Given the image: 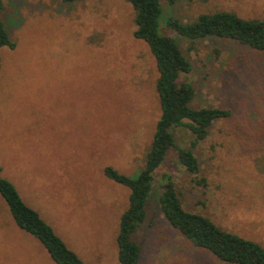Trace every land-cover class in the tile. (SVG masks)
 Wrapping results in <instances>:
<instances>
[{
	"label": "rangeland",
	"instance_id": "374dc122",
	"mask_svg": "<svg viewBox=\"0 0 264 264\" xmlns=\"http://www.w3.org/2000/svg\"><path fill=\"white\" fill-rule=\"evenodd\" d=\"M159 33L191 63L179 83L193 107L231 112L193 145L186 127L177 147L195 155L198 185L169 150L155 175L145 219L132 236L139 264H227L181 236L162 215L159 176L174 179L183 207L264 246V51L231 39H183L169 17L233 12L264 18V0H161ZM125 0H0L13 47L0 48V170L27 206L86 264H119L116 235L129 190L104 175L133 177L143 167L160 116L158 76L148 46L133 36ZM0 264H55L20 229L0 196Z\"/></svg>",
	"mask_w": 264,
	"mask_h": 264
},
{
	"label": "trees",
	"instance_id": "16d2710c",
	"mask_svg": "<svg viewBox=\"0 0 264 264\" xmlns=\"http://www.w3.org/2000/svg\"><path fill=\"white\" fill-rule=\"evenodd\" d=\"M125 1L136 12L133 36L146 43L155 61L158 73L155 91L160 116L145 156L144 167L133 177L121 175L111 167L104 169V175L129 190L128 205L120 215L116 235L118 262L139 264L141 248L133 241L132 236L145 219V204L153 189L155 175L169 150L175 148L177 165L195 183L206 186V179L198 178L200 167L192 151L175 145L173 129L188 128L194 136L193 145H198L208 137L211 126L218 120L229 118L231 112L227 109L196 108L191 105L193 87L178 81L182 73L188 74L191 71V63L173 38L159 33V18L163 11L161 0ZM176 1L166 0L169 6ZM167 25L177 36L189 41L217 37L234 40L255 51H264V18L246 19L233 12L217 11L201 14L188 23L171 16ZM4 46L13 47V43L0 19V48ZM159 178L158 203L162 215L194 247L206 250L227 264H264L263 245L223 228L207 216L186 210L172 176L163 173ZM0 196L7 204L15 224L37 239L55 264H86L35 210L25 204L16 188L1 176V170Z\"/></svg>",
	"mask_w": 264,
	"mask_h": 264
},
{
	"label": "crops",
	"instance_id": "0c3cea01",
	"mask_svg": "<svg viewBox=\"0 0 264 264\" xmlns=\"http://www.w3.org/2000/svg\"><path fill=\"white\" fill-rule=\"evenodd\" d=\"M33 237V236H32ZM37 240V239H36Z\"/></svg>",
	"mask_w": 264,
	"mask_h": 264
}]
</instances>
